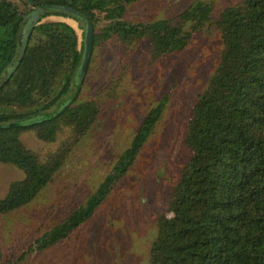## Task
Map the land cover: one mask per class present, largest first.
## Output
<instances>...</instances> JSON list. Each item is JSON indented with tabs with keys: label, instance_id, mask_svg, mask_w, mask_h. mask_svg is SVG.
<instances>
[{
	"label": "trees",
	"instance_id": "16d2710c",
	"mask_svg": "<svg viewBox=\"0 0 264 264\" xmlns=\"http://www.w3.org/2000/svg\"><path fill=\"white\" fill-rule=\"evenodd\" d=\"M138 1L0 0V76L15 56L24 16L38 7L74 9L88 18L94 32L81 91L56 118L27 128L17 125L49 110L70 90L81 45L67 23L35 26L18 67L0 87V164L23 175L0 198V215L27 206L54 181L106 104L116 101L113 89L138 46L145 45L150 57L158 59L181 52L195 36L213 30L221 38L219 60L185 121L187 159L164 213L155 219L146 264H264V0L227 1L223 8L214 0H196L170 18L124 20L126 7ZM110 43L120 45L122 64L117 75L95 90L96 65ZM166 104L164 98L148 111L85 201L39 235L38 252L69 239L93 217L134 165ZM26 132L45 144L63 139L42 155L24 145L21 135ZM23 258L0 264H18Z\"/></svg>",
	"mask_w": 264,
	"mask_h": 264
},
{
	"label": "rangeland",
	"instance_id": "374dc122",
	"mask_svg": "<svg viewBox=\"0 0 264 264\" xmlns=\"http://www.w3.org/2000/svg\"><path fill=\"white\" fill-rule=\"evenodd\" d=\"M195 1L140 0L126 7L124 20L137 23L170 18ZM214 1L223 8L227 1L240 0ZM43 21L67 23L75 30L79 46L82 44V31L74 21L57 16ZM220 49V35L213 30L195 36L181 52L158 59L150 57L145 45L138 46L126 75L113 89L116 101L106 104L54 181L27 206L0 215V263L24 255L18 264H146L156 235L155 219L164 213L187 159L185 121L207 88ZM105 50L101 65H96L98 81L93 80L91 86L95 90L117 75L122 64L119 44L110 43ZM164 98L167 104L154 133L93 217L69 239L38 252L35 241L39 235L85 201L120 151L129 145L148 111ZM62 139L45 144L32 132L21 135L28 149L42 155L54 151ZM22 178L18 169L0 164V198L10 183Z\"/></svg>",
	"mask_w": 264,
	"mask_h": 264
},
{
	"label": "water",
	"instance_id": "95a60500",
	"mask_svg": "<svg viewBox=\"0 0 264 264\" xmlns=\"http://www.w3.org/2000/svg\"><path fill=\"white\" fill-rule=\"evenodd\" d=\"M48 14L49 16H62L68 18L77 23L79 29L82 31L83 39L81 44V57L76 67L73 78L70 84V90L66 96L62 97L53 107L45 112H40L34 116L23 119L18 122L19 127L27 128L39 123L49 121L56 118L61 112L69 107L78 97L81 87L89 66L90 57L92 54L93 47V26L88 18L78 11L62 6H45L43 8H36L35 10L28 13L23 18L21 24L17 43L15 56L12 59L10 65L4 70L0 76V87L9 79L18 67L21 58L26 50L30 35L35 26L44 23L43 15Z\"/></svg>",
	"mask_w": 264,
	"mask_h": 264
}]
</instances>
